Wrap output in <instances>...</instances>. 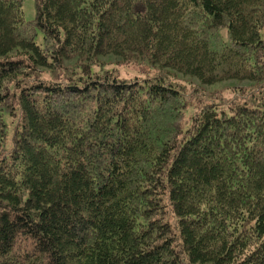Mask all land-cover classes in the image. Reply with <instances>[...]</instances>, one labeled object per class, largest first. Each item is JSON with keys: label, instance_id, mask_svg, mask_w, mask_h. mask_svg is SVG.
<instances>
[{"label": "trees", "instance_id": "trees-1", "mask_svg": "<svg viewBox=\"0 0 264 264\" xmlns=\"http://www.w3.org/2000/svg\"><path fill=\"white\" fill-rule=\"evenodd\" d=\"M22 1L0 0V264H264V0Z\"/></svg>", "mask_w": 264, "mask_h": 264}, {"label": "rangeland", "instance_id": "rangeland-1", "mask_svg": "<svg viewBox=\"0 0 264 264\" xmlns=\"http://www.w3.org/2000/svg\"><path fill=\"white\" fill-rule=\"evenodd\" d=\"M22 11H23V16L25 21H31L34 19V14H35V7H34V0H23L22 1ZM40 39V35L37 36V40ZM109 60H114V58H109ZM117 73L123 78L126 79H133L134 75L136 74L133 70L129 68H123V67H118ZM42 77L50 78V75L48 74H41ZM248 86L247 82H235V81H223L217 84H214L212 86H205L203 87L207 91H217L221 92L222 95L226 98H233L235 92L233 91L234 88H245ZM233 88V89H232Z\"/></svg>", "mask_w": 264, "mask_h": 264}]
</instances>
